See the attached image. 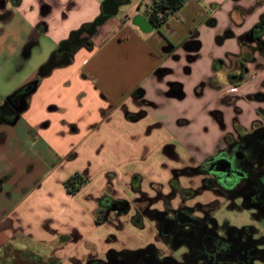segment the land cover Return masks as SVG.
<instances>
[{
    "label": "crops",
    "instance_id": "obj_1",
    "mask_svg": "<svg viewBox=\"0 0 264 264\" xmlns=\"http://www.w3.org/2000/svg\"><path fill=\"white\" fill-rule=\"evenodd\" d=\"M140 17L141 0L0 4L13 60L0 106L36 84L18 119L0 121V264L6 249L30 264L121 261L159 245L157 213L211 212L205 197L221 193L203 168L231 144L249 138L264 166V0H186L159 29ZM75 173L87 182L71 193ZM102 200L129 209L98 223ZM125 232L134 242L112 243Z\"/></svg>",
    "mask_w": 264,
    "mask_h": 264
},
{
    "label": "flooded vegetation",
    "instance_id": "obj_2",
    "mask_svg": "<svg viewBox=\"0 0 264 264\" xmlns=\"http://www.w3.org/2000/svg\"><path fill=\"white\" fill-rule=\"evenodd\" d=\"M3 2L4 0H0V4ZM72 42L71 49L75 47L76 40L73 39ZM26 93L23 90L11 98L6 108L0 110V121L16 117L18 109L24 104L23 97ZM248 145L249 138L242 139L238 144H231L220 158L204 166L203 170L211 174L206 178L205 186L233 197L239 185L244 182L247 185L246 198L264 200V166L260 171L256 170L255 156L263 154L257 150V153L249 152ZM144 212L146 209H140L139 215ZM156 216L159 245H150L129 253L121 261L113 258L111 264H257L256 261L264 260V256L260 257L254 251L253 247L256 246L251 241L245 251L239 249L242 236L240 229L231 227L227 237H220L214 232L209 226L211 217L208 210L203 217L195 216L191 208H181L169 214L157 213ZM180 247H186V251L178 257L175 249Z\"/></svg>",
    "mask_w": 264,
    "mask_h": 264
},
{
    "label": "rangeland",
    "instance_id": "obj_3",
    "mask_svg": "<svg viewBox=\"0 0 264 264\" xmlns=\"http://www.w3.org/2000/svg\"><path fill=\"white\" fill-rule=\"evenodd\" d=\"M0 19V28H4L3 34L6 36L7 27ZM0 50L2 52L0 56V87H6L8 84L9 74L13 75L12 64L13 60L9 61L8 53V44H0ZM53 51L48 56V60L51 58ZM38 55L35 53L32 59V63L36 62ZM20 77V76H19ZM18 77V78H19ZM255 155V154H254ZM257 156V166L256 170L260 171L263 164L262 156L256 154ZM247 188L246 183L242 182L237 189V197L230 198L226 194H217L215 192L210 193L205 197L207 203L210 204V217L209 226L214 232H216L220 237H227L229 235V229L231 227H236L242 231V236L239 241V249L245 251L248 242H252L259 249L264 250V207H248L246 206L245 199L246 194L245 190ZM126 235L130 236L125 237L124 235L120 236L118 240L112 241L113 244H119L130 241L134 242L135 237L133 234ZM123 240L124 242H121ZM124 245H122L123 247ZM44 251L43 249L40 250ZM186 251V247H180L175 249V253L178 257L182 256ZM10 253L13 256V253L9 250H5V256ZM45 253V252H42ZM120 258L127 257L126 253H120ZM7 264H30L29 261L21 262L22 260L17 257V260L8 257H5ZM21 260V261H20ZM106 260V264L109 263V260ZM104 260V261H105ZM52 260H49L48 263H51ZM257 264H264L263 261H256ZM3 264V263H2ZM5 264V263H4ZM32 264V263H31Z\"/></svg>",
    "mask_w": 264,
    "mask_h": 264
},
{
    "label": "trees",
    "instance_id": "obj_4",
    "mask_svg": "<svg viewBox=\"0 0 264 264\" xmlns=\"http://www.w3.org/2000/svg\"><path fill=\"white\" fill-rule=\"evenodd\" d=\"M186 0H153L152 4L146 9V15L148 18V22L151 24L153 28L159 29L168 19L170 16L174 15L185 3ZM35 86V82H31L28 84H25L21 88H19L13 95L16 96L23 90L30 91L33 87ZM7 103L3 106H0V110L6 108ZM11 120V119H9ZM8 120V121H9ZM12 119L11 121H13ZM87 182V178L82 177L79 173H75L72 176H70L66 181H65V186L71 193H76L80 190V188ZM115 208L117 212L123 213L126 212L129 209V205L126 201H111L108 203H105L104 200L101 202V210L97 216V222L100 223L103 218H104V212L106 209L109 208ZM136 222H139V218L136 217ZM254 251L257 252L260 257L264 256V250L259 249L258 247H253ZM6 251L9 252V250L6 249ZM5 257H11V258H16L19 257L21 262H25L26 260L21 258V254L16 252V254H13V256H10V253L8 255L4 256ZM11 260V259H9ZM5 263L6 259H5ZM50 264V263H48ZM90 264H101L98 261L91 262Z\"/></svg>",
    "mask_w": 264,
    "mask_h": 264
},
{
    "label": "water",
    "instance_id": "obj_5",
    "mask_svg": "<svg viewBox=\"0 0 264 264\" xmlns=\"http://www.w3.org/2000/svg\"><path fill=\"white\" fill-rule=\"evenodd\" d=\"M116 12H117L116 7H115L113 10H111V11H105L104 13H102V15H101L99 18H97V19L91 24V28H90V29L83 28L81 31H86V32H87L88 34H90V35L93 34V32H94V30L97 28V26L102 25V24H103L108 18H110L112 15L116 14ZM140 19H142L141 21H143V23H144L145 25H147V26H149L150 28H152L151 24H150L149 22H147L146 20H144V18H141V17H140ZM79 33H80V32H77V35H78ZM71 43H73L72 40L62 43V44L60 45V47L58 48V52H62V51H64V52H65V51L68 52V51L71 49ZM76 45H77V46H80L81 43H76ZM71 56H72V53L70 54L69 57H71ZM69 57L67 58V60L70 59ZM54 64H55V62L50 61V62L45 66V68L47 69V72H49V71L54 67ZM35 89H36V84H35V86H34L30 91H28V93H26V95L30 94V93L33 92ZM13 95H14V94H12L11 96H9V97L7 98V100L10 101L11 98L13 97ZM26 95H25V96H26ZM25 107H26V103H24L23 106H22L20 109H18V113H17L15 119H14L12 122H15V121L18 119L20 113L25 109ZM115 210H116V209H115Z\"/></svg>",
    "mask_w": 264,
    "mask_h": 264
},
{
    "label": "built area",
    "instance_id": "obj_6",
    "mask_svg": "<svg viewBox=\"0 0 264 264\" xmlns=\"http://www.w3.org/2000/svg\"><path fill=\"white\" fill-rule=\"evenodd\" d=\"M153 0H141V4L147 9L151 4Z\"/></svg>",
    "mask_w": 264,
    "mask_h": 264
}]
</instances>
